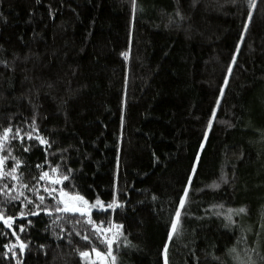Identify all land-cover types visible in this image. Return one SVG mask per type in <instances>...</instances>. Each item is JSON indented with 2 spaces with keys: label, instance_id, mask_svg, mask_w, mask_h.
<instances>
[{
  "label": "trees",
  "instance_id": "1",
  "mask_svg": "<svg viewBox=\"0 0 264 264\" xmlns=\"http://www.w3.org/2000/svg\"><path fill=\"white\" fill-rule=\"evenodd\" d=\"M0 61V134L25 137L0 150L21 161L0 264H88L107 251L89 216L122 225L115 264H165L166 244L167 264H264V0H0ZM46 187L120 206L56 212Z\"/></svg>",
  "mask_w": 264,
  "mask_h": 264
},
{
  "label": "snow or ice",
  "instance_id": "2",
  "mask_svg": "<svg viewBox=\"0 0 264 264\" xmlns=\"http://www.w3.org/2000/svg\"><path fill=\"white\" fill-rule=\"evenodd\" d=\"M133 2V7L135 8L136 5V0H132ZM253 4H254V0H253ZM249 16H251V12L249 13ZM247 27V25H245V28ZM239 47V46H237ZM236 57L233 56V61H235ZM0 63H6L4 61H0ZM229 72H231V65L229 66ZM226 82H227V78H226ZM223 91V90H221ZM217 103H219V101H217ZM215 115V109H213V116ZM35 116L33 117V122L30 125L31 128H35ZM211 126V120L209 121V127ZM37 131V135H35V137H33L32 132H28L25 134V136L27 137L28 140H32L35 139L37 140L41 145H46L50 147L49 142L42 138L39 134H38V129H36ZM12 134V135H10ZM207 136V133H205V137ZM19 138L21 140V142H23L24 140V136H20V129L17 128L15 130V133H13V129L12 126L9 125L8 127L3 128V132L2 134H0V150H3L6 147V142L9 141L10 139H16ZM201 147L203 148V144H201ZM28 148H24V151H28ZM9 153H11V149H8ZM9 157L7 156H2L0 155V179H2L5 175L7 176H11V178L13 180L17 179V176L15 175L16 169L17 167L20 165L21 161L17 160L15 157H12L14 164H13V168L11 169V171L9 172H4L2 169L5 165V161L8 159ZM37 168H41V165H36ZM59 166H57L56 168H52L51 171L52 172H57ZM69 175H61L56 179H52L49 176V172L47 171H42L40 174L39 179L40 180H45L46 178L51 180V184L52 185H56V184H63L64 181L68 180L70 178V174L72 173L73 169L69 168L67 169ZM189 181H191V177H189ZM215 187H219L218 184H214ZM22 187H27L26 185H22ZM13 188H15V184H13ZM5 189H7V192L10 193L12 192L11 188H8L7 185H4L3 187H0V192H5ZM29 191H34V189H29ZM45 192L47 193L48 196L53 197L54 199L56 198V193H58L59 195V199L57 200V205L55 206L54 210L56 212H69V213H79L81 216H89V214L91 213V211L93 209L97 210V211H101V212H107L109 209H113L118 205V202L116 200V193H113V200L110 203L105 204L104 201H102L99 197V195L96 196V199L94 202L90 203L87 199H85L82 195L79 194H75V195H70L69 193L65 192L63 188H55V187H46L45 188ZM184 195L180 197L179 203H180V207L176 209V214H175V218L172 220L171 222V231L169 232V238L171 239L173 237V234L177 231L178 229V224H179V218L181 215L180 212V208H183L185 205V198L188 195V188L185 187L184 190ZM7 194V193H5ZM24 193L20 192L19 195H12L11 199L16 200L19 199L20 196H23ZM27 199V198H26ZM40 201H43L45 199L44 196H39ZM31 200H28V203H31ZM63 205V207L61 208L59 205ZM216 207H221V206H216ZM43 211L48 212V208H44ZM232 209H229V212H232ZM240 213H243L245 211V209L243 207H241L238 210ZM32 215H37L38 213H31ZM20 215H23V213H20ZM13 217H7L5 218V216L3 214H0V220H2L4 222V224L11 228L12 224L11 222L13 221ZM57 219H59V217H57ZM229 220H231V217H228ZM88 223L93 225V228L95 229L96 235L97 237H103V240L101 241L103 244L107 245V251L106 253H102L100 251L97 250L96 247H93L91 249L92 252L95 253L96 255V259L98 261L101 262V264H104V261L107 260L109 262V264H115L116 262V257L112 255V245H113V240L115 238V234L113 239H109L107 236H105L104 234L106 232H109L112 230V228H115L117 233L119 232V229L122 227V225H118L115 224L113 225L111 221H108L109 223V228L108 229H104L103 227H96L95 222L91 219V217L89 216L88 219ZM101 224H103V222H101ZM21 230H23V226H21ZM17 239H19L17 237ZM85 240H88L89 237L88 236H84ZM5 247L7 248V245H5ZM21 250H23L24 245L21 244L20 245ZM43 247V246H41ZM167 244L165 245V253L167 251ZM230 252H235V249H230ZM80 256L82 258H89V253L88 252H80ZM93 264H95V262H93ZM165 264H167V258H165Z\"/></svg>",
  "mask_w": 264,
  "mask_h": 264
},
{
  "label": "rangeland",
  "instance_id": "3",
  "mask_svg": "<svg viewBox=\"0 0 264 264\" xmlns=\"http://www.w3.org/2000/svg\"><path fill=\"white\" fill-rule=\"evenodd\" d=\"M105 235V234H104ZM164 257L166 258V253H165V251H164ZM89 257H90V259L89 258H85V260H86V262L88 263V264H93V262H95V264H101V262L100 261H98L97 259H96V255H95V253L94 252H92V253H89ZM104 264H109V262L107 261V260H105L104 261Z\"/></svg>",
  "mask_w": 264,
  "mask_h": 264
},
{
  "label": "water",
  "instance_id": "4",
  "mask_svg": "<svg viewBox=\"0 0 264 264\" xmlns=\"http://www.w3.org/2000/svg\"><path fill=\"white\" fill-rule=\"evenodd\" d=\"M93 211H97V210L93 209L91 212H93ZM61 212H63V211H61ZM63 213L71 214V215H80L79 213H69V212H63Z\"/></svg>",
  "mask_w": 264,
  "mask_h": 264
}]
</instances>
